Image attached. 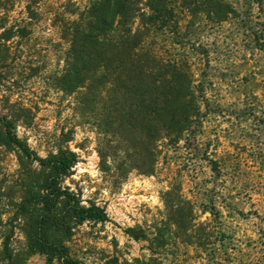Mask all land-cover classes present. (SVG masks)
Masks as SVG:
<instances>
[{"label": "rangeland", "instance_id": "1", "mask_svg": "<svg viewBox=\"0 0 264 264\" xmlns=\"http://www.w3.org/2000/svg\"><path fill=\"white\" fill-rule=\"evenodd\" d=\"M91 1L0 7V116L40 157L76 154L60 186L109 217L73 226L63 242L70 256L80 264H264V0H214L219 19L198 8L202 0H171L176 22L147 26L145 49L185 74L199 106L180 141H156L150 174L138 170L143 129L107 124L92 85L70 92L60 83L71 24ZM47 172L0 123V264H47L40 254L21 259L22 204L42 192Z\"/></svg>", "mask_w": 264, "mask_h": 264}, {"label": "trees", "instance_id": "2", "mask_svg": "<svg viewBox=\"0 0 264 264\" xmlns=\"http://www.w3.org/2000/svg\"><path fill=\"white\" fill-rule=\"evenodd\" d=\"M10 3L4 0L0 7ZM201 7L219 19L221 6L214 0L199 1ZM175 22L171 0H93L69 31L70 48L61 85L70 92L83 83L92 85L89 93L92 88L96 90L107 124L119 127L127 123L132 130L143 129L147 158L141 169L135 168L143 174L153 171L156 141L165 138L177 143L199 116L185 74L174 64H163L144 47L148 25L164 29ZM0 123L7 141L43 172L48 171L43 174L42 192L22 204L23 214L29 218L24 226L22 261L40 254L47 264L54 260L80 264L63 244L65 238L73 226L108 222L109 217L104 208L84 206L72 191L60 186L61 178L78 163V157L69 150L40 157L16 135L12 120L0 116Z\"/></svg>", "mask_w": 264, "mask_h": 264}]
</instances>
